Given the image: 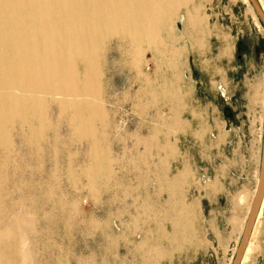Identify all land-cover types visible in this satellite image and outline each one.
Listing matches in <instances>:
<instances>
[{"label": "rangeland", "instance_id": "1", "mask_svg": "<svg viewBox=\"0 0 264 264\" xmlns=\"http://www.w3.org/2000/svg\"><path fill=\"white\" fill-rule=\"evenodd\" d=\"M192 5L204 38L181 8L174 54L106 47L98 147L54 106L56 132L0 145V264H232L261 161L264 27L248 0ZM145 203L185 208L190 232ZM248 245L244 264H264V207Z\"/></svg>", "mask_w": 264, "mask_h": 264}, {"label": "bare ground", "instance_id": "2", "mask_svg": "<svg viewBox=\"0 0 264 264\" xmlns=\"http://www.w3.org/2000/svg\"><path fill=\"white\" fill-rule=\"evenodd\" d=\"M192 2L0 0V145L8 150L14 131L30 132L31 139L56 132L50 117L54 106L59 122L65 118L74 136L90 137L98 147L94 132L104 117L99 102L106 47L118 39L137 52L147 45L158 54H174L167 45L173 16L181 8H186L184 20L193 36L203 39L198 10L189 9ZM263 207L264 199L250 237ZM249 251L247 244L240 264Z\"/></svg>", "mask_w": 264, "mask_h": 264}, {"label": "water", "instance_id": "3", "mask_svg": "<svg viewBox=\"0 0 264 264\" xmlns=\"http://www.w3.org/2000/svg\"><path fill=\"white\" fill-rule=\"evenodd\" d=\"M248 2L251 5L257 18L259 19V21L264 27V13L258 1L248 0ZM263 199H264V123H263L261 161H260L259 175H258V180L256 184V189H255L254 197H253L249 212L247 214V217H246V220L243 226L242 234L240 236L232 264H240L242 260L244 251L248 244V240L250 237V233H251L254 221L260 211Z\"/></svg>", "mask_w": 264, "mask_h": 264}, {"label": "crops", "instance_id": "4", "mask_svg": "<svg viewBox=\"0 0 264 264\" xmlns=\"http://www.w3.org/2000/svg\"><path fill=\"white\" fill-rule=\"evenodd\" d=\"M179 183H182L179 182ZM160 184H164V183H160ZM167 188H165V191H169L171 193V197L172 198H175V195L174 193H172V182H167ZM165 185V186H166ZM144 211L148 214H154V215H158V214H163L164 216H168V217H173V218H178V222L177 221H174L172 223V227H174V229H172L174 232L176 233H184V232H190V227L188 225V223H186L184 220V213L186 212L185 208H182L181 206L180 207H170V208H165L164 210H161L157 207H154V208H151L147 203L143 204L142 205ZM243 208V207H241ZM185 211V212H184ZM184 219V220H183ZM181 238V236H180Z\"/></svg>", "mask_w": 264, "mask_h": 264}]
</instances>
